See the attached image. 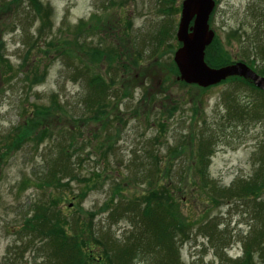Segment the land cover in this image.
I'll list each match as a JSON object with an SVG mask.
<instances>
[{
  "label": "rangeland",
  "instance_id": "obj_1",
  "mask_svg": "<svg viewBox=\"0 0 264 264\" xmlns=\"http://www.w3.org/2000/svg\"><path fill=\"white\" fill-rule=\"evenodd\" d=\"M181 1L178 0L177 6ZM42 2L52 8V26L45 34L39 35V39L35 35L37 23L24 5L17 12L0 13V39L8 61L0 70V147H5V143L9 145L10 137L15 135L17 127L31 109L34 110L36 105H50L53 95L60 99L67 115L50 119L51 136H47L39 145L36 146L32 140L24 142L18 149L9 151L3 158V163H0V264H40L50 255L47 239H42L38 233L40 238H32L23 224L27 217L38 212V207L49 202V188H39L36 183L39 175L44 174L45 161L56 153L58 140L67 136V130L73 124L70 117L85 118L92 115L86 111L83 101L87 95L84 78L72 80V72L69 74L72 68H66L64 57L57 58L55 53L46 56L48 58L43 62V67L45 65L46 68L36 65L33 56H42V51L37 49L38 43L39 46H44V42L54 35L59 40L79 37L80 45H122L127 52L132 46L139 52L145 48L143 56L147 57L150 52V37L168 18L160 14L162 0ZM179 15L180 12L173 15L174 32ZM210 28L233 60L249 53L260 62L259 46L264 44V0H216ZM78 31H81L80 35L77 34ZM174 44L177 45L176 42ZM29 47L32 51L27 54ZM79 51L80 57L85 58L84 50ZM172 55L173 53L165 54L163 60H172ZM73 61L77 63L76 60ZM148 62L149 59H146L145 63ZM91 66L90 71H95L96 68ZM152 67L142 64L145 73L151 71L154 75L147 73L148 78L141 82V76L137 74L141 69L139 67L130 66V72L120 74L123 81L130 82L132 77H136L138 82L135 79L130 82L133 86L132 96L119 101L116 111L111 112L113 116L109 114L110 125L103 128L101 122L91 120L85 124L80 123V135L77 138L84 145V150L77 155L82 159L83 175H89L91 171L102 174L106 171V175H109L100 180L97 187L80 202V206L85 211L95 213L92 218L94 230L99 238L105 236L107 240L115 241L112 246L108 242L105 244L110 250L108 252L115 255L126 244L134 226L128 216L111 219L110 210L101 209L109 197L114 180L115 183L124 178L130 180L127 176L133 178L138 174V180H130L124 187L127 191L122 192L121 197H116V204L127 203L147 189L144 177L148 175L152 161L148 152L156 154L159 163L164 159L165 167L170 163L169 168L171 166L173 174L177 175L184 164L181 160L187 159L188 153L194 151L195 134L212 135V152L204 181L206 186L202 187L199 179L193 185L194 177L192 180L186 177L180 184L181 192L171 191L181 211L194 222L189 238L179 245V256L183 264H234L236 259L242 257L247 240L257 230L264 229V221L257 218V208L253 203L258 199L231 197L215 202L208 198L209 192L215 187L228 188L237 182L248 180L260 168L261 155H264V120L238 123L225 118V107L220 97L233 84L217 85L201 91L168 82L166 92L159 87L163 75ZM105 69V66H99L96 71L108 78ZM24 71L27 75L28 72H41L43 78L36 85L30 84V80L23 76ZM112 74L114 75L113 71ZM115 91L117 88L113 93ZM143 93L147 98L149 93L155 98L152 97L147 102V98L142 97ZM242 95L240 93L239 99L244 104L246 98L243 99ZM195 104L198 105L196 110L200 111L198 114L193 111ZM172 106H177L173 116L160 119L159 113ZM136 108L140 109V115L132 112ZM116 116L123 121L116 120ZM107 141L113 143L111 149H108ZM181 143L188 153L173 152V157H169V148ZM87 153L93 154L89 158ZM102 155H105L104 160ZM175 181L179 184V178ZM80 185L71 183L73 192L69 191L67 200L60 203L63 212H66L68 205H71L70 208L78 206L79 203L72 195L79 192ZM71 211L72 217L75 216L74 210ZM201 224L207 227L201 228ZM135 262L146 264L143 258ZM254 263L264 264L258 254H255Z\"/></svg>",
  "mask_w": 264,
  "mask_h": 264
},
{
  "label": "trees",
  "instance_id": "obj_2",
  "mask_svg": "<svg viewBox=\"0 0 264 264\" xmlns=\"http://www.w3.org/2000/svg\"><path fill=\"white\" fill-rule=\"evenodd\" d=\"M21 5H24V8L33 14V19L37 23L35 35L39 39V35H43L46 30L51 29L52 8L41 0H0V13L9 12L11 14L14 10L17 12ZM177 5L178 0H162L159 11L160 14L171 18L168 24L169 27L166 24H161L156 32L152 34L151 42L148 46L150 49L148 56L150 61L145 65H152L153 70L160 71L164 78L160 81L159 87L166 92H168V82L178 84L182 88H198L204 91L206 89L195 85L177 82L175 80L177 70L172 60H163L164 55L167 53L171 54L177 46L174 44V23L172 22L173 15L179 12V6ZM26 14L28 15L29 12H26ZM80 33L81 31H78L77 34L80 35ZM69 39L71 41L59 40L54 35L53 38L50 37L44 42V46H39L37 41V49L42 51L43 57H40V55L33 56V61L36 65H42V67L43 62L48 58L46 56H50L51 53H55L57 58L64 57L65 67L72 68L69 73L71 75L72 72L70 78L72 80L78 77L84 78L87 86V95L83 101L86 111L92 114L85 118L70 117L73 124L67 130V136L62 140H58L56 153L45 161L44 174L43 176L39 175V181L36 183L39 188L44 186L49 188V202L45 206L38 207L37 213L27 217L23 226L27 227L32 238L40 235L42 239H47L49 243L50 255L40 264H95V262L97 264H104L105 262L107 264H137L135 261H141L142 258L146 264H183L179 256V245L189 238V231L194 226V222L190 221L188 216H185L181 211L179 203H176L177 199L171 195V191L181 192L180 184L183 183L186 177L191 180L194 177L193 185L199 179L202 187L206 186L204 181L207 176L206 169L211 156L210 152H212L211 140L213 136L205 133L195 134L194 151L190 153L187 152L186 147L182 143L169 148L171 149L169 157H173V152L180 153L182 151L188 153V158L181 160L184 164L177 175L173 174L171 166L169 168L170 163L165 167L164 159H162L163 162L160 161L159 163L158 156L148 152L147 154H149L152 161L150 162L148 175L144 177L147 189L141 191L140 194H137L135 198H132L127 203L116 204L115 201L118 197H121L122 192L127 191L124 187L129 184L130 180L133 182L138 180V174H135L133 178L127 176L130 180L124 178L116 183L114 180L110 187L109 197L101 209L103 211L109 209L111 219H115L118 216H128L134 228L130 231L126 244L122 245L115 255L110 254L108 252L110 250L105 244L108 242L112 246L115 241L107 240L105 236L99 238L94 230V225H92V218L95 213L85 211L80 206V202L86 198L90 191L97 187L100 180H104L109 175L108 173L106 175V171H104V174L98 171H91L89 175H83L81 171L82 159L77 153L84 150V145L78 142L77 137L80 135L78 129L81 122L85 124L90 120L101 122L103 128L110 125L109 114L116 111L117 103L121 98L132 96L133 86L130 82L135 81L136 77H132L130 82L127 80L123 81L120 78L121 73L125 72L126 74L132 70L130 66L141 68L137 73L141 76L140 82L153 73L149 71L147 75L143 71L142 64L144 59L142 54L137 49L134 50L130 45L131 48L127 52L122 45L120 47L112 45L108 47H91L80 45L79 37ZM32 44L34 45L35 43L32 42ZM3 49L4 44L0 39V70L8 64ZM79 49L84 50L85 58L80 57ZM31 51L32 48L29 47L26 53L29 54ZM259 51L260 62H257L256 58L253 55L250 56L249 53L243 58L233 60L232 55L226 51L223 43L216 35L205 50V60L212 67H221L236 61L245 62L256 73L264 76V46H261ZM88 56L89 58H87ZM73 60H76L77 63ZM90 66L96 68L95 71H90ZM99 66L106 67L108 78L103 77L96 71ZM8 68H10L9 65ZM43 68H46V66L44 65ZM23 76L30 80V84L36 85L42 80L43 73L28 72L27 75L24 71ZM223 84H233L231 88L225 89L220 97L225 107L226 119L230 118L238 123L264 120L263 91L257 89L251 81L241 77H230L220 83V85ZM115 88H117V91L113 93ZM165 91L164 93H166ZM237 91H241L243 99L246 98V103L243 104L240 101V93H237ZM153 96L150 93L148 98L145 93L142 95L143 99L147 98L145 100L147 102ZM116 98L117 100L114 102L113 100ZM197 108L198 105L195 104V109L193 108L194 114L200 112L196 110ZM176 110L177 106L164 108L159 113V117L160 119L169 118L173 116ZM30 112L31 116H29ZM132 112L135 115L141 114L139 108ZM63 115H67V110L62 102L57 99V96H51L50 105H36L34 110L31 109L26 118L23 119V122L17 127L15 135L12 138L10 137L11 142L9 145L5 143V147H0V149L4 150L3 152L0 151V163H3V158L8 155L9 151L12 152L13 149H18L24 142L32 140L37 146L47 136L50 137V119L53 117L58 119ZM111 115L113 116V114ZM116 117V120L120 119L123 121L119 116ZM155 139L157 140V138ZM191 139L193 138L191 137ZM108 141V149H111L114 145ZM87 154L90 158L93 153ZM104 159L105 155H102V160ZM260 165V168L254 172L250 179L237 182L228 188L215 187L209 192L208 198L215 202L227 200L231 197L240 199L252 197L258 199L253 202L257 208V218L260 217L264 221V215H262L264 213V155H261ZM177 178H179V184L175 181ZM72 182H76L79 185L82 184L79 186V192L72 195L73 199L79 204L78 206L73 205L72 208H68V206L65 208L66 212H63L60 203L67 200L66 197L68 198L70 192H73ZM141 200L144 202H141ZM71 210L76 213L73 217ZM201 225V228L205 229L207 227L205 224ZM38 251L41 252L40 250ZM255 254H258L259 258L264 262V229L262 228L254 232L252 237L247 240L243 257L236 260L234 264H255ZM98 259L102 261L98 262Z\"/></svg>",
  "mask_w": 264,
  "mask_h": 264
},
{
  "label": "water",
  "instance_id": "obj_3",
  "mask_svg": "<svg viewBox=\"0 0 264 264\" xmlns=\"http://www.w3.org/2000/svg\"><path fill=\"white\" fill-rule=\"evenodd\" d=\"M214 8L213 0H183L176 39L181 46L175 51L173 61L178 69L177 80L200 87L215 85L230 77L249 80L264 91V77L256 74L244 63L237 62L211 68L204 60L205 49L214 32L208 20Z\"/></svg>",
  "mask_w": 264,
  "mask_h": 264
}]
</instances>
